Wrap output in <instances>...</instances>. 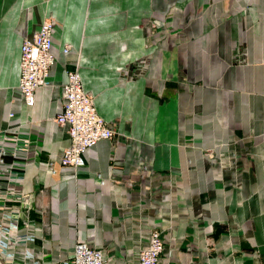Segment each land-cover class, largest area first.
<instances>
[{
	"label": "crops",
	"instance_id": "0c3cea01",
	"mask_svg": "<svg viewBox=\"0 0 264 264\" xmlns=\"http://www.w3.org/2000/svg\"><path fill=\"white\" fill-rule=\"evenodd\" d=\"M150 15L161 31L148 49ZM47 19L54 63L28 106L21 43ZM144 55L150 65L124 83L117 68ZM76 64L111 128L142 123L125 130L142 151L114 136L86 150L77 172L61 166L70 137L54 118ZM3 131L19 153L6 158L17 175L0 182L31 195L46 259L82 240L107 264H136L157 228L159 264H264V0H0Z\"/></svg>",
	"mask_w": 264,
	"mask_h": 264
},
{
	"label": "built area",
	"instance_id": "2783aa9c",
	"mask_svg": "<svg viewBox=\"0 0 264 264\" xmlns=\"http://www.w3.org/2000/svg\"><path fill=\"white\" fill-rule=\"evenodd\" d=\"M53 22H42L31 37H24L20 48L19 91L28 106L35 101L34 91L48 85L47 77L54 63L51 53ZM66 44L64 53L70 51ZM78 64L67 72L62 84L63 106L54 118L60 125L67 126L70 144L63 149L59 158L61 166L71 167L74 172L85 164L83 153L101 140H113L114 130L98 114L93 96L86 93L81 84ZM17 138L10 131L0 133V178L14 176L15 160L7 161L8 155L18 156L15 145ZM51 164V163H50ZM17 175V174H16ZM1 180V179H0ZM32 197L20 192L9 195L6 184L0 182V264H107L108 256L103 250L79 240L73 245L70 257L55 260L46 259L44 240L35 233L34 221L30 218ZM41 240V249L34 248V242ZM164 243L160 230H150L147 245L138 250L136 264H159Z\"/></svg>",
	"mask_w": 264,
	"mask_h": 264
},
{
	"label": "rangeland",
	"instance_id": "374dc122",
	"mask_svg": "<svg viewBox=\"0 0 264 264\" xmlns=\"http://www.w3.org/2000/svg\"><path fill=\"white\" fill-rule=\"evenodd\" d=\"M169 16L166 14V17ZM165 17V18H166ZM161 27H159L153 20V16L150 15L149 16V25H148V44L146 45V47H148V49H151L155 39L157 38V34L160 33ZM166 30V34H169V37L172 36V30L169 29V27H165ZM153 48V47H152ZM71 50V48H70ZM150 60V59H149ZM145 64H149L150 65V61L148 63V58L147 56H143V57H139V59H137L136 61L130 62V63H126L125 65H123L122 67H118L117 71H118V75L119 77L123 78V82H129V81H134L136 78V75H131L129 73V71L136 67V66H140V65H145ZM113 124H116L119 128L113 127L114 130V136L117 138L116 141L121 142L123 145H129L132 147H137L138 151H142L141 146L145 145L143 142V140L141 138H139L138 136L135 135H128L126 134L125 130H129L132 131V129H136L137 126L141 125L142 123L135 119L129 122H126V124H123L122 122L119 121V119H116V121H114Z\"/></svg>",
	"mask_w": 264,
	"mask_h": 264
}]
</instances>
